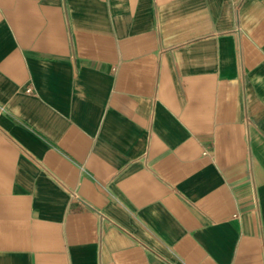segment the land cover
Segmentation results:
<instances>
[{
  "label": "crops",
  "instance_id": "1",
  "mask_svg": "<svg viewBox=\"0 0 264 264\" xmlns=\"http://www.w3.org/2000/svg\"><path fill=\"white\" fill-rule=\"evenodd\" d=\"M0 264H264V0H0Z\"/></svg>",
  "mask_w": 264,
  "mask_h": 264
},
{
  "label": "built area",
  "instance_id": "2",
  "mask_svg": "<svg viewBox=\"0 0 264 264\" xmlns=\"http://www.w3.org/2000/svg\"><path fill=\"white\" fill-rule=\"evenodd\" d=\"M28 92H30V93H31V92H32V90H28Z\"/></svg>",
  "mask_w": 264,
  "mask_h": 264
}]
</instances>
